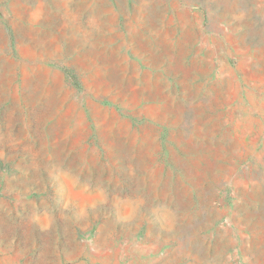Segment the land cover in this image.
<instances>
[{"label": "rangeland", "instance_id": "obj_1", "mask_svg": "<svg viewBox=\"0 0 264 264\" xmlns=\"http://www.w3.org/2000/svg\"><path fill=\"white\" fill-rule=\"evenodd\" d=\"M0 264H264V0H0Z\"/></svg>", "mask_w": 264, "mask_h": 264}]
</instances>
